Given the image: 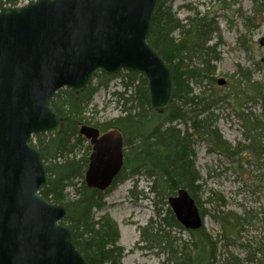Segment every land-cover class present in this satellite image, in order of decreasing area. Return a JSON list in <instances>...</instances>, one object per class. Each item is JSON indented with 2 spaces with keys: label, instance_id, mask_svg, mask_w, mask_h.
<instances>
[{
  "label": "water",
  "instance_id": "1",
  "mask_svg": "<svg viewBox=\"0 0 264 264\" xmlns=\"http://www.w3.org/2000/svg\"><path fill=\"white\" fill-rule=\"evenodd\" d=\"M160 0H35L0 4V264H88L61 222L68 210L40 192L51 182L35 135L59 134L56 94H79L97 72L144 77L151 109L164 113L175 89L148 36ZM260 44L264 46V38ZM264 62V59H263ZM225 81L220 80L219 85ZM83 126L94 146L86 183L105 191L123 166V138ZM187 230L204 226L196 201L180 189L169 201Z\"/></svg>",
  "mask_w": 264,
  "mask_h": 264
},
{
  "label": "trees",
  "instance_id": "2",
  "mask_svg": "<svg viewBox=\"0 0 264 264\" xmlns=\"http://www.w3.org/2000/svg\"><path fill=\"white\" fill-rule=\"evenodd\" d=\"M0 1L3 5L13 7L19 2ZM174 1L160 0L148 36V44L168 65L175 83L173 100L163 114L152 111L146 82L142 76L121 73L118 76H125L129 80L127 91L115 94L118 102L123 104L122 115L102 124L95 121V117H87L93 96L99 90L107 88L115 78L97 73L83 92L77 94L64 89L55 96V110L64 119L60 134L36 135L32 138V145L41 153L51 181L50 188L42 190L41 195L68 210V216L62 225L72 232L75 245L88 264L123 262L125 255L124 250L117 245L119 230L116 223L107 215L102 216L99 222L93 217V211L104 209L106 196L119 184L144 173L154 179L152 190L156 196L161 189H168L169 196L175 195L180 188L186 189L196 201L202 219L205 220L209 212L201 202L202 186L197 184V172L189 167V154L184 152L185 146L198 141L209 142L235 164L242 161L244 153L253 155L256 160H261L264 156V127L257 118L239 114L244 122V137L248 141L246 146L238 144L232 147L220 134L216 126L218 119L213 111L229 97H220L209 87L216 82L213 63L220 59L216 52L217 45L210 46L214 35L219 33V26L209 13L187 6L185 8L192 14L184 20L179 19L172 10ZM175 33L179 34V38L174 37ZM236 77L240 85L246 84L248 89L252 87L256 93L255 99L264 100L262 84L254 83L249 72L239 71ZM94 81H97L95 85ZM135 81H140L141 85L136 88L135 95L134 92L129 94L128 87ZM192 86L201 89L199 94H195ZM244 94L246 90L235 92L233 99L237 107L243 108L247 100ZM178 123L185 126L190 124L189 130L192 132L189 133L186 126L183 133L175 125ZM84 125L99 128L103 132L118 130L124 138L123 171L105 193L89 188L85 183L90 154L79 158L77 153L86 142L80 135V127ZM179 141L181 144H178ZM90 149L89 147V151ZM160 182L162 185H159ZM69 188H73L72 193L68 191ZM213 197L215 199L210 200V204H218L217 209H213V216L221 225V234L214 237L203 226L199 230L188 231L192 238L190 242H180L172 236V230L185 229L171 209L166 217H161L162 211L157 209L160 217V221L154 223L157 227L146 229L142 234L143 241L147 243L145 249L168 252V260L164 264L251 263L254 260L251 252L240 260L228 248L237 243L235 239L240 232L259 220L258 214L254 215L246 210L242 215L226 212L221 208L226 205L225 198L216 193ZM155 204L158 205L157 202ZM240 239L239 237L238 241ZM222 247L224 254L218 260L219 249ZM247 247L251 251V247ZM256 249L258 252L263 249L264 252V243Z\"/></svg>",
  "mask_w": 264,
  "mask_h": 264
},
{
  "label": "rangeland",
  "instance_id": "3",
  "mask_svg": "<svg viewBox=\"0 0 264 264\" xmlns=\"http://www.w3.org/2000/svg\"><path fill=\"white\" fill-rule=\"evenodd\" d=\"M31 2L32 0H19L18 7ZM186 6L198 9L202 13H209L219 26V33L214 35L210 46L217 45L216 52L220 59L213 63L216 68L214 75L216 82L209 87L220 97L229 98H225L226 100L219 103L218 108L214 110V115L218 118L216 126L223 139L232 147L238 144L246 146L248 141L244 137V122L239 114L244 113L257 118L264 127V100L255 99L256 93L252 87L248 89L246 84L240 85L236 74L239 71L249 72L252 81L261 83L264 91L262 61L264 47L260 45V40L264 38V0H175L172 10L181 20L192 14L185 8ZM174 37L179 38V34L175 33ZM220 80L225 81V84L219 85ZM124 82L125 76H120L114 78L106 89L99 90L88 107L87 117H95L94 120L102 124L121 116L123 104L118 102L113 93L116 89L122 90ZM140 85V81L133 85L134 95ZM192 88L195 94H199L200 88L197 86ZM245 90L244 96L247 100L243 108L237 107L233 99L234 94ZM175 125L185 132L187 125L180 123ZM189 128L190 124L187 129L191 133L192 130ZM178 144H181V141ZM89 147V142L86 141L77 152L78 157L90 154ZM181 147L182 145L178 149ZM184 152L189 154L187 155L189 167L198 174L197 184L202 186L201 202L204 203V209L209 212L205 217L204 227L214 237L221 234V225L213 216V209H217L218 204H210V200L215 199L214 193L225 198L226 205L221 208L226 212L242 215L246 210L253 212L254 215L258 214L259 220L252 222L251 226L240 232V241L237 237L235 239L237 243L229 247L228 251L240 260L245 259L251 252L254 260L246 264H264L263 249L256 251V248L264 243V156L261 160H256L253 155L244 153L242 161L235 164L205 141L186 145ZM140 177L141 174L135 177L138 181L136 186H133V180L119 184L106 196L104 209L93 211V217L99 222L102 216L107 215L116 223L119 230L117 245L124 250L125 255L122 264H164L168 260V252L159 249L146 250L147 243L143 241L142 234L146 229L157 227L154 224L160 221L157 209H161V217L168 216L171 209L169 199L175 197L177 192L169 196L168 189H161L159 195L152 196L154 199L147 200L143 192L147 191L150 184L143 176V179ZM159 185H162V182ZM133 187L135 192L131 190ZM68 191L72 193L73 188H69ZM155 200L158 205L154 204ZM172 236L180 242H190L192 239L187 230L179 228L172 230ZM247 246L251 247V251ZM223 254L222 247L219 249L218 260L222 259Z\"/></svg>",
  "mask_w": 264,
  "mask_h": 264
},
{
  "label": "flooded vegetation",
  "instance_id": "4",
  "mask_svg": "<svg viewBox=\"0 0 264 264\" xmlns=\"http://www.w3.org/2000/svg\"><path fill=\"white\" fill-rule=\"evenodd\" d=\"M98 130H99V132H100V136H99V138H101V137H103L104 135H106V134H112V132H114V130H110V131H108V132H103L102 130H100L99 128H97ZM89 142V146H90V148H91V152H93V150H94V146L91 144V142L90 141H88ZM90 154H92V153H90ZM124 164H125V161H124ZM124 167V166H123ZM123 167H122V171H123ZM122 171L118 174V176L122 173Z\"/></svg>",
  "mask_w": 264,
  "mask_h": 264
},
{
  "label": "bare ground",
  "instance_id": "5",
  "mask_svg": "<svg viewBox=\"0 0 264 264\" xmlns=\"http://www.w3.org/2000/svg\"><path fill=\"white\" fill-rule=\"evenodd\" d=\"M217 108H218V107H217ZM217 108H215L214 110H216ZM213 114H214V111H213ZM214 116H215V115H214ZM216 117H217V116H216ZM217 119H218V118H217ZM180 189H183V188H180ZM180 189H179V190H180ZM187 191H188V190H187Z\"/></svg>",
  "mask_w": 264,
  "mask_h": 264
}]
</instances>
